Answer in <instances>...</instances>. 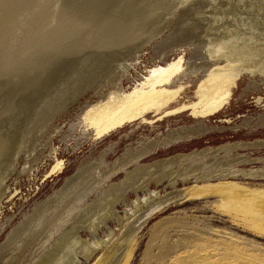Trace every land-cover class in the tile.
I'll list each match as a JSON object with an SVG mask.
<instances>
[{
  "label": "rangeland",
  "instance_id": "374dc122",
  "mask_svg": "<svg viewBox=\"0 0 264 264\" xmlns=\"http://www.w3.org/2000/svg\"><path fill=\"white\" fill-rule=\"evenodd\" d=\"M32 1L0 0V145L10 126L5 120L9 79L2 69L6 33ZM263 2L183 0L174 19L163 20V32L137 51L121 80L129 93L148 91L154 67L180 59L178 71L153 89L176 93L160 110L97 138L87 118L91 97L73 106L51 134L53 156L32 176L6 180L0 264H95L106 250L97 248L87 257L82 242L106 239L110 231L118 235L119 220H125L133 202H157L175 189L196 185L219 187L216 195L154 212L134 238L128 264H264V197L255 194H264V63L249 61L215 113L194 110L198 90L212 71L229 63L227 58L217 62L209 50L224 39L218 27L263 33ZM217 30L222 33L212 40ZM236 62L243 65L241 59Z\"/></svg>",
  "mask_w": 264,
  "mask_h": 264
},
{
  "label": "bare ground",
  "instance_id": "6f19581e",
  "mask_svg": "<svg viewBox=\"0 0 264 264\" xmlns=\"http://www.w3.org/2000/svg\"><path fill=\"white\" fill-rule=\"evenodd\" d=\"M32 4L17 13L6 33L9 44L2 69L9 79L5 120L10 126L7 141L0 145V200L8 191L9 177L18 180L32 176L47 156H53L51 134L60 129L59 122L83 98L91 97L93 105L87 118L100 138L148 111L160 110L176 94L153 89L178 71L180 59L166 68L154 67L146 84L148 91L129 93L121 80L132 68L137 51L163 32V20L171 21L183 0H33ZM218 28L223 29L224 39L209 50L217 62L227 58L229 63L217 65L198 90L194 105L198 115L213 114L221 108L251 59L264 63L262 30L242 32L229 24ZM220 33L217 30L211 35L212 40ZM240 59L243 65L236 64ZM2 118L0 115V122ZM60 168L58 164L54 170ZM218 187L175 189L157 202L139 198L125 212V220H119L117 236L110 231L106 239L82 242L83 252L89 257L104 248L95 264H128L134 238L154 212L169 204L216 195ZM255 194L264 197L261 191ZM255 204L263 202L257 200ZM261 226L264 229V220Z\"/></svg>",
  "mask_w": 264,
  "mask_h": 264
}]
</instances>
